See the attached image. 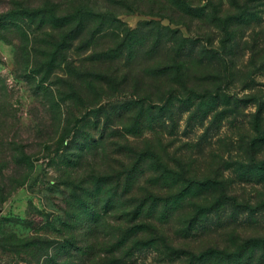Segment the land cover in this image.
<instances>
[{"label": "rangeland", "instance_id": "rangeland-1", "mask_svg": "<svg viewBox=\"0 0 264 264\" xmlns=\"http://www.w3.org/2000/svg\"><path fill=\"white\" fill-rule=\"evenodd\" d=\"M38 1L42 0H0V17L21 4L35 8ZM84 1L97 11L111 12L118 19L115 24L120 25L121 34L124 29L135 30L145 38L144 44L137 45L133 58L128 59L126 51L116 57L112 52L95 58L94 51L119 44L117 30L106 29L92 38L94 44L89 48L79 49V40H74L68 61L55 66L43 82L45 72L38 69L44 57L33 48L39 46L35 45L36 38L49 29L40 32L29 18L25 23L20 21V29L11 15L7 16L11 22L0 27V95H4L0 99V182L5 175L9 185L6 197L0 194V264H53L56 246L68 237V231H75L66 224L72 195L77 193L69 178L74 167L65 168L59 162L58 157L68 151L58 152L56 142L66 126L75 129L79 125L93 134L92 147L85 150L80 167H76L79 173L93 166L106 168L103 156L108 152L116 168L119 158L149 149L160 152L173 167L179 168L181 162L189 169L190 177L223 174L237 202L253 207L248 210L241 206L237 215L231 216L233 207L227 205L219 217L181 231L195 208L186 200L168 215L161 214V206L158 211L153 209L152 201L145 199L151 190L160 188L153 182L156 175L149 168L156 163L148 159L141 163L147 173L140 175L133 194L128 196L135 201L132 209L146 202L140 219L152 223L146 230L152 235L157 232L167 236L174 247L192 252L209 247L234 249L247 239L264 238V182L240 176V171L246 169L243 164L248 162V142L253 137L263 136L255 147L260 151L258 158L264 159V108L259 112L260 106L264 107V0H188L203 7L204 15H184L174 10L169 17L151 13L157 9L150 0ZM6 21L0 19V23ZM157 30L182 42H197L208 57H216L210 65L208 61L204 65L189 62L187 85H176L182 98L187 96L184 86L207 97L192 105L176 104L172 113L162 115L148 110L151 104L165 102L173 90L166 75L157 77L149 71L163 67L168 54L165 49L151 47L161 34ZM26 49L32 59L29 63L24 58ZM220 58L227 61L226 65L217 62ZM212 74L219 75L218 80L207 78ZM43 83L48 92L41 88ZM59 102L61 111L56 108ZM140 115L145 123L138 121ZM150 115L154 117L153 126L146 123ZM13 140L33 153L34 168L24 184L11 190L10 175L23 174L11 169ZM117 182L116 178L109 187L114 188ZM27 241L36 244L27 245ZM257 253H264V247H259ZM183 259L169 254L166 246L161 251L149 246L136 251L134 264H187Z\"/></svg>", "mask_w": 264, "mask_h": 264}, {"label": "trees", "instance_id": "trees-1", "mask_svg": "<svg viewBox=\"0 0 264 264\" xmlns=\"http://www.w3.org/2000/svg\"><path fill=\"white\" fill-rule=\"evenodd\" d=\"M55 1L54 3L52 0L38 1L35 8L19 5L18 3L17 8L0 17L3 22L7 20L8 15H11L14 25H17L20 29L22 28L20 21L25 23L27 18H29L30 23L36 25L37 30H40V32L45 28L49 29V31L43 32L41 37L36 38L35 45L38 44L39 46L33 48V52H39L44 57L38 69L45 72L41 77L43 82L48 80L50 72L54 70L55 66L61 67L68 61L71 48H75L74 40H79V49L89 48L94 44L92 38L97 33L106 29L117 30L119 44L115 48L100 52L94 51V56L98 59L112 55V52H114L112 57H116L124 51L127 52L128 59L133 58L137 45L145 42V38L138 35L135 30L129 32L124 29L121 34L120 25L115 24L118 19L112 16L111 12L109 14L97 11L84 0ZM113 1L122 3L120 0ZM150 1L155 3L154 9H157V11H151L153 14L169 17L176 10L184 15H204V12H201L203 7L194 6L188 0ZM66 4L68 7H65ZM157 4H160V7ZM124 5L127 6L126 3ZM172 20H175L174 17H172ZM8 22L11 21L7 20L0 23V27L5 28ZM154 28L157 29V27ZM170 30L174 31L173 29ZM158 33L162 35H157L151 47L165 49L168 53L167 59L165 64L162 65L163 67L149 71L157 77L166 75V81L173 90L169 92L165 102L151 104L148 110L159 111L162 115L166 112L172 113L176 104L192 105L195 104L196 100L207 97L206 94L198 93L184 86L183 89L187 96L182 98L179 95L180 89L176 85H187L186 74L190 66L189 62L194 60L193 62L204 65V62L208 61V65H210L216 57H208L197 42L194 43L188 40V42H182L167 33L163 34L161 30H157ZM28 44L24 43V46H28ZM24 58L27 63L32 61L30 50L26 49L24 51ZM217 62L221 66L227 63L222 58L217 59ZM218 76L212 74L207 78L218 80ZM0 81L2 80L0 79ZM1 88L3 87L1 86ZM41 88L44 92H48L44 83ZM59 94L61 96L63 93L59 91ZM2 96L4 95H0V99L3 98ZM53 99L58 102L55 97ZM56 108L61 111L60 102L56 105ZM263 108L261 105L260 113L263 112ZM58 117L60 119L62 113L59 112ZM146 120L147 124L153 126V115H150ZM138 121L145 123L141 115ZM99 124H101V120ZM97 127L95 126V128ZM77 128L79 129L76 130ZM257 131L259 132L260 129L258 128ZM81 133L84 134L83 137ZM92 135V132L81 128L79 125L75 129L66 126L62 135L56 141L58 142V152H61V150L68 151L61 154L58 160L62 162L65 168L74 167L69 178L73 184L72 189L77 193L72 195L74 201H72L71 208L68 209V220L66 221V224L68 223L75 231H68V237L60 240L56 246V250H58L56 255L51 257L53 264H72L76 260H79L81 264H134L136 251L149 246L157 247L160 251L163 246H166V251L169 254L176 255L178 258L184 257L183 260L187 264H260L263 262L264 253L260 255L257 253L259 247H264L263 237L247 239L234 249L209 247L200 252H192L184 248L174 247L167 236L160 235L157 232L152 235L151 231H146L153 226L152 223L140 219L146 202L142 201L133 209L131 208L135 201H131L128 195L133 194V189L140 175L147 173L141 163L149 159L156 163V166H149V168H152L156 175L153 182L157 183L158 188H160L159 190H151V194L145 199L152 201L151 206L153 209L158 211L161 206V214L164 215L168 212L166 214L168 215L170 212L176 211L175 209L186 200H189L195 208L194 215L185 220V225L181 228V231H189L193 226L196 228L215 216L219 217L221 210L226 209L227 205L233 207L231 216L237 215L241 206L253 210L252 205L237 202V197L229 193V182L223 174L208 175L203 178L190 177L188 176L190 174L189 169L183 166L181 162L178 165L179 168L173 167L164 160L160 152L149 149L141 152L132 151L136 154L135 156L131 154L125 156L129 159L128 164L125 157L123 160L119 158V167L113 168L110 154L107 153L108 148L105 152L107 154L103 156L104 163L107 164L106 168L97 169L96 166H93L86 173H79L76 167H80L81 159L85 156V150L92 147L90 141ZM80 136L85 141H81ZM260 138L262 139L263 136L253 137L248 142V162L243 164L246 169L240 171V176L261 183L264 182V159L258 158L260 151L255 147L257 139ZM100 139L104 141L105 135H102ZM12 143L14 145L11 149L14 150V153L11 154V161L14 166L11 169L14 172H23V174L10 175L11 190L24 184L34 168L33 153L28 152L23 146L15 145L16 140H13ZM104 149L105 147H103ZM19 167H25V170H21ZM116 178L120 186L117 182L114 188H110V182L116 180ZM6 181L7 177L3 175L0 182L1 197L5 196V188L9 187ZM164 189L168 191L163 193L161 190ZM80 222H86L87 224L78 225ZM26 243L30 245L35 242L27 241Z\"/></svg>", "mask_w": 264, "mask_h": 264}]
</instances>
